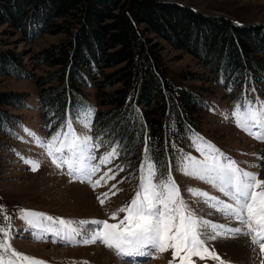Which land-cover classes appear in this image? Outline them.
<instances>
[{"label": "trees", "instance_id": "1", "mask_svg": "<svg viewBox=\"0 0 264 264\" xmlns=\"http://www.w3.org/2000/svg\"><path fill=\"white\" fill-rule=\"evenodd\" d=\"M0 24L28 42L44 34L62 36L34 55L38 66L53 71L35 75L20 54L0 49V75L34 80L49 133L75 120L82 108L93 109V142L97 134H104L102 149L108 148L106 142L118 141L115 146L130 172H137L151 155L159 161V175L166 156L173 162L190 148L214 89H223L232 108L253 99L255 91L264 94V24L240 25L171 0H0ZM156 38L197 58L209 75L183 73V78L208 87H176L166 76ZM30 98L0 92V134L5 139L17 137L21 125L10 109L25 108ZM4 145L0 139V164L1 153L10 146Z\"/></svg>", "mask_w": 264, "mask_h": 264}, {"label": "rangeland", "instance_id": "2", "mask_svg": "<svg viewBox=\"0 0 264 264\" xmlns=\"http://www.w3.org/2000/svg\"><path fill=\"white\" fill-rule=\"evenodd\" d=\"M171 1L189 6L210 16L226 17L240 25L264 24V0ZM6 30H9L8 26L0 24V41L4 43L0 49L20 54L35 75H46L53 71L48 66H38L34 61V55L58 44L62 36L44 34L40 38L28 42L21 33L10 35ZM152 36L155 37V35ZM155 41L160 43L163 49L162 57L166 76L176 87L182 88L190 85L208 87L200 82L183 78V73L209 75L208 70L197 58L185 51L176 50L162 38H156ZM207 90L210 92V89ZM38 91L39 88L32 79L0 75V92L31 95L25 108L10 109L11 113L20 116L21 119V125L17 129L18 136L5 139L0 134V139L6 143L4 149H7V143L10 145L7 152L1 153L0 206L2 207L0 208L5 215L11 218L13 231L8 240L11 250L26 255L30 259H38L43 264H126V261L99 241L84 245L73 239L71 244L65 246L59 242L53 243L51 234L43 235L42 239H37L36 235L29 230L25 220L20 218V213L17 210H32L50 215L54 219L63 218L66 221L99 218L108 220L109 223H118L119 219L124 216V213H119L118 209L127 206L135 197L141 169L149 163V160L146 159L139 166L137 172H130L125 168L120 155H118L111 158L110 163L100 165V171L92 176L91 183L81 182L80 179L73 180L67 174L66 165L58 168L56 164L52 163V157L48 155L49 149L42 144V141L49 142L52 134L58 131L62 133L65 126L53 133L48 132L37 103ZM207 96L211 99V108L202 113L201 126L191 138L190 148L180 153L202 160L201 151L197 150L199 148L204 152L211 153L209 163L212 162V156L219 158L221 164L226 163L224 158H229L234 160L239 168L251 171L257 174L260 180H264V140H258L249 134L257 131L264 133V128L247 126V131H245L238 127L236 116L233 115V108L225 99L223 89H214ZM250 100H254L258 108L259 104L264 102V94L262 91H255L253 99ZM68 122H71L77 135L86 133L92 136L91 129H87L83 123H77L76 120H68ZM84 122H88L87 117L84 118ZM240 122L244 123L243 111L240 113ZM26 129L28 131H25ZM61 139H63V135H61ZM216 149L219 151L216 152ZM51 150L55 154V145ZM93 151L96 160L92 163L98 164L101 156L106 154L109 148L102 149L100 147L99 150L93 149ZM34 164L39 165L36 171L32 170ZM157 176L159 175L157 174ZM171 176L180 189L181 197L190 208L195 210L197 215L214 213L211 216H204V218L219 222L225 227L238 226V222L227 217L217 220L220 213L206 204L204 198L192 196L188 192L189 188L204 191L210 196L229 202L218 188L177 170L176 159L172 162ZM98 180L100 181L99 185L93 187ZM100 199H104L103 205L100 204ZM202 209L204 212H201ZM109 214H117L118 218L112 220ZM30 219H34L40 228H47L49 233L61 229L60 225L42 218ZM238 238L224 236L212 242L216 253H223L221 259L225 261V264H244L247 260L245 249L240 243L235 245L242 239ZM247 239L250 240V237ZM11 250L7 253L0 250V261H3L4 264H7L8 261H12V264H27L25 261L12 257ZM136 259L145 260L148 258L136 257ZM259 259L258 256L257 264ZM172 260L173 251L169 249L156 253L155 257L150 259V264H169ZM193 260L195 264H219L210 258L201 261L194 257ZM173 264H179V260L173 261Z\"/></svg>", "mask_w": 264, "mask_h": 264}, {"label": "snow or ice", "instance_id": "3", "mask_svg": "<svg viewBox=\"0 0 264 264\" xmlns=\"http://www.w3.org/2000/svg\"><path fill=\"white\" fill-rule=\"evenodd\" d=\"M242 111L244 123L240 122ZM93 115L94 110L90 107L82 108L73 119L77 123H83V126L90 130L92 127L90 119ZM233 115L236 116L237 126L245 131L247 126L264 128V102H261L258 108L255 101L250 99L234 103ZM85 117L88 118V122H84ZM249 134L258 140H264V133L260 131ZM102 135L104 134H97L93 143L91 135L86 133L77 135L71 122L66 121L62 133L58 131L52 134L50 141L47 143L42 141V144L49 149L48 155L52 157V163L58 168L66 165L67 174L73 180L80 179L81 182L91 183L92 176L100 171V165L110 163L111 158L120 154L115 147L118 141L106 142L103 146H107L109 151L101 156L98 164L92 163L96 160L93 149L99 150L102 147L100 140ZM109 140L111 141V137ZM53 145H55V154L51 150ZM172 148L174 152L179 153L174 143ZM197 150L201 151L203 159L197 160L195 157L180 153L176 158L177 170L215 186L229 202L210 196L204 191L189 188L188 192L192 196L204 198L206 204L220 213L217 220L227 217L238 222V226L225 227L219 222L204 218L214 213L197 215L181 197L180 189L171 176L172 159L167 156L166 164L159 168L160 174L157 176L155 165H158L159 161H155L154 157L149 155V163L141 169L135 197L127 206L118 209L119 213H124L118 223H109L108 220L99 218L66 221L32 210L17 211L37 239L51 234L53 243L59 242L65 246L71 244L73 239L84 245L99 241L121 258H132L126 260V264H150V259L154 258L156 253L169 249L173 251V260L169 264H173L177 259L179 264H195L194 257L201 261L210 258L219 264H225L221 259L223 253L217 254L212 243L224 236L242 238L238 243L247 254L244 264H257L258 256L260 257L258 264H264V180H260L258 175L251 171L239 168L236 162L229 158H224L226 163L221 164L219 158L212 156V162L209 163L211 153L199 148ZM143 152L148 153L147 138ZM38 167L39 165L34 164L32 170L36 171ZM99 183V180L96 181L93 187ZM99 202L101 205L105 203L104 199H100ZM201 212L204 210L202 209ZM109 216L112 220L118 218L117 214H109ZM30 218H42L60 225L61 229L49 233L47 228H40L37 222ZM12 231L11 218L0 211V250L3 253L11 250L8 240ZM248 237L250 240L247 239ZM11 255L27 264H43L38 259H30L14 250H11ZM136 257L148 259L137 260ZM0 264L4 262L0 261ZM7 264H12V261H8Z\"/></svg>", "mask_w": 264, "mask_h": 264}, {"label": "bare ground", "instance_id": "4", "mask_svg": "<svg viewBox=\"0 0 264 264\" xmlns=\"http://www.w3.org/2000/svg\"><path fill=\"white\" fill-rule=\"evenodd\" d=\"M236 239H239L238 237H236ZM239 243H237V244H235V245H238ZM121 258V257H120ZM122 260H124V261H126V260H129V259H131V258H129V257H125V258H121Z\"/></svg>", "mask_w": 264, "mask_h": 264}]
</instances>
